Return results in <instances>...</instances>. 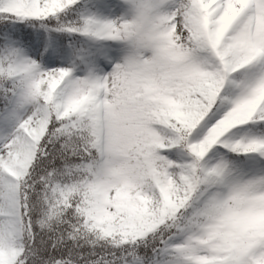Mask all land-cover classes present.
Wrapping results in <instances>:
<instances>
[{
  "label": "snow or ice",
  "instance_id": "obj_1",
  "mask_svg": "<svg viewBox=\"0 0 264 264\" xmlns=\"http://www.w3.org/2000/svg\"><path fill=\"white\" fill-rule=\"evenodd\" d=\"M0 264H264V0H0Z\"/></svg>",
  "mask_w": 264,
  "mask_h": 264
}]
</instances>
